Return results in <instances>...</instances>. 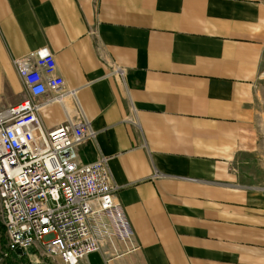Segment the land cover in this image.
Wrapping results in <instances>:
<instances>
[{
	"label": "crops",
	"instance_id": "crops-1",
	"mask_svg": "<svg viewBox=\"0 0 264 264\" xmlns=\"http://www.w3.org/2000/svg\"><path fill=\"white\" fill-rule=\"evenodd\" d=\"M44 47L40 121L90 122L79 159H107L134 232L78 264H264V0H0V109Z\"/></svg>",
	"mask_w": 264,
	"mask_h": 264
},
{
	"label": "built area",
	"instance_id": "built-area-1",
	"mask_svg": "<svg viewBox=\"0 0 264 264\" xmlns=\"http://www.w3.org/2000/svg\"><path fill=\"white\" fill-rule=\"evenodd\" d=\"M12 64L27 96L0 109L2 257L18 248L23 255L32 247L54 264H78L100 251L104 241L118 252L115 240L125 251L135 250L133 228L116 198L107 159H79V145L95 136L90 122L82 116L67 118L46 130L40 121L35 96L64 85L53 54L47 47L34 49L12 58Z\"/></svg>",
	"mask_w": 264,
	"mask_h": 264
},
{
	"label": "rangeland",
	"instance_id": "rangeland-1",
	"mask_svg": "<svg viewBox=\"0 0 264 264\" xmlns=\"http://www.w3.org/2000/svg\"><path fill=\"white\" fill-rule=\"evenodd\" d=\"M0 223H2L1 212H0ZM5 241H6L5 232L0 229V264H10V261H11L10 258L4 259L2 257V251L5 248ZM39 260H42V257H40ZM45 260H46V262H49L48 264H54V263L50 262L48 258L43 259V261H45ZM43 261L40 264H44ZM25 264H29V263L26 262Z\"/></svg>",
	"mask_w": 264,
	"mask_h": 264
},
{
	"label": "trees",
	"instance_id": "trees-1",
	"mask_svg": "<svg viewBox=\"0 0 264 264\" xmlns=\"http://www.w3.org/2000/svg\"><path fill=\"white\" fill-rule=\"evenodd\" d=\"M0 229L4 231V226L0 223ZM8 258L11 259L10 264H25L27 261L20 254H11Z\"/></svg>",
	"mask_w": 264,
	"mask_h": 264
},
{
	"label": "water",
	"instance_id": "water-1",
	"mask_svg": "<svg viewBox=\"0 0 264 264\" xmlns=\"http://www.w3.org/2000/svg\"><path fill=\"white\" fill-rule=\"evenodd\" d=\"M15 253H17V254H20V255H21V254H22V250L18 248V249H16V250H15Z\"/></svg>",
	"mask_w": 264,
	"mask_h": 264
}]
</instances>
